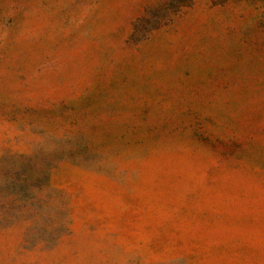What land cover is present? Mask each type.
<instances>
[{
  "label": "rangeland",
  "instance_id": "rangeland-1",
  "mask_svg": "<svg viewBox=\"0 0 264 264\" xmlns=\"http://www.w3.org/2000/svg\"><path fill=\"white\" fill-rule=\"evenodd\" d=\"M166 1L0 0V264H264V0Z\"/></svg>",
  "mask_w": 264,
  "mask_h": 264
},
{
  "label": "trees",
  "instance_id": "trees-1",
  "mask_svg": "<svg viewBox=\"0 0 264 264\" xmlns=\"http://www.w3.org/2000/svg\"><path fill=\"white\" fill-rule=\"evenodd\" d=\"M189 0H167L162 8V13L169 14L185 5ZM144 22V21H143ZM142 22V23H143Z\"/></svg>",
  "mask_w": 264,
  "mask_h": 264
}]
</instances>
